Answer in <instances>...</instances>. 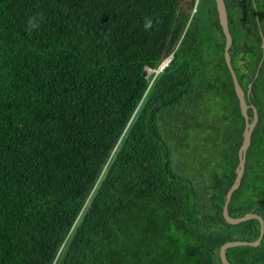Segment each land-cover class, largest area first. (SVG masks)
Instances as JSON below:
<instances>
[{
	"label": "trees",
	"instance_id": "16d2710c",
	"mask_svg": "<svg viewBox=\"0 0 264 264\" xmlns=\"http://www.w3.org/2000/svg\"><path fill=\"white\" fill-rule=\"evenodd\" d=\"M194 1L0 0V264H222L258 237L222 217L244 119L214 0ZM232 1L259 121L228 214L264 220V1ZM225 256L264 264V235Z\"/></svg>",
	"mask_w": 264,
	"mask_h": 264
},
{
	"label": "water",
	"instance_id": "95a60500",
	"mask_svg": "<svg viewBox=\"0 0 264 264\" xmlns=\"http://www.w3.org/2000/svg\"><path fill=\"white\" fill-rule=\"evenodd\" d=\"M214 3H215V9L217 12L218 22H219V25L221 27L222 34L224 36L223 57H224L225 65H226L228 72L230 74L232 85L234 88V92H235L236 97L238 99L240 112H241V115L244 119V128H243V132H242V142H241L240 147L237 151L238 164H237V168L235 170L236 175H235V179H234L232 185L230 186V188L228 189V191L225 194L224 203H223V207H222V217L226 223L231 224V225H236V224H239V223L245 222L247 220H251V219H255L259 223V235L254 241H252V242H247V241L226 242L220 246L219 251H218V255H219L221 263L222 264H231L226 259V256H225L226 250L229 248H232V247H239V246L257 247L261 243L262 237L264 235V220L261 216H259L257 214H253V213H247L244 216H241L238 218H232L228 214V204L230 202L231 196L239 188L240 183H241V179H242L243 174H244L245 162H246V152L250 146L251 134H252V131L256 125L257 113H256V110L254 107H252L251 105H248V103L246 101V97H245V92L243 91L240 84L238 83L237 77H236L235 72H234L232 65H231L230 49L232 46V37H231V34L229 32V28H228L227 11H226V8L224 5V1L223 0H214ZM261 47H262V56H264V40H263V38H262ZM170 59H171V57L167 58L161 62L158 69L154 73V77L168 65V63L170 62ZM257 72H258V68H257V71L254 75L255 77L257 76ZM148 75H149V72H148V70H146L144 73V76H148ZM251 85L252 84L248 85V90L251 88ZM250 107L253 109L252 120H250V118L247 114L248 109Z\"/></svg>",
	"mask_w": 264,
	"mask_h": 264
},
{
	"label": "flooded vegetation",
	"instance_id": "af4514ba",
	"mask_svg": "<svg viewBox=\"0 0 264 264\" xmlns=\"http://www.w3.org/2000/svg\"><path fill=\"white\" fill-rule=\"evenodd\" d=\"M184 3L185 2H192V0H182ZM224 1V5H225V8H226V11H227V7H228V5H227V3L228 4H230L231 2H233L232 0H223ZM198 2H197V0H195L194 1V4L196 5ZM252 3H253V5H254V3H255V0H252ZM228 15V14H227ZM228 18V17H227Z\"/></svg>",
	"mask_w": 264,
	"mask_h": 264
},
{
	"label": "rangeland",
	"instance_id": "374dc122",
	"mask_svg": "<svg viewBox=\"0 0 264 264\" xmlns=\"http://www.w3.org/2000/svg\"><path fill=\"white\" fill-rule=\"evenodd\" d=\"M264 1V0H263ZM232 3V2H231ZM257 5H259V2L257 3ZM256 17H258V15L256 16ZM263 40H264V38H263ZM263 59H264V57H263ZM263 61V60H262ZM261 64H262V62L260 63V65H259V67H261ZM257 75H258V72H257ZM260 77L262 78V81H261V78H259V81H260V84H264V75H260ZM254 78V77H253ZM251 89V88H250ZM249 89V90H250ZM257 113V112H256ZM258 121H259V119H258V116H257V121H256V125H257V123H258ZM256 125H255V127H256ZM255 127H254V129H255Z\"/></svg>",
	"mask_w": 264,
	"mask_h": 264
},
{
	"label": "clouds",
	"instance_id": "9594fccd",
	"mask_svg": "<svg viewBox=\"0 0 264 264\" xmlns=\"http://www.w3.org/2000/svg\"><path fill=\"white\" fill-rule=\"evenodd\" d=\"M149 72V71H148Z\"/></svg>",
	"mask_w": 264,
	"mask_h": 264
}]
</instances>
